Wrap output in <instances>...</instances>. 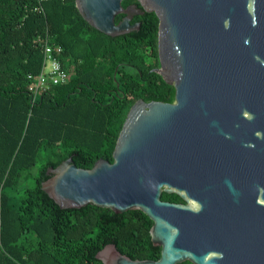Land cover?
<instances>
[{
    "label": "water",
    "instance_id": "95a60500",
    "mask_svg": "<svg viewBox=\"0 0 264 264\" xmlns=\"http://www.w3.org/2000/svg\"><path fill=\"white\" fill-rule=\"evenodd\" d=\"M121 1L75 6L115 36L140 26L130 23L139 7ZM137 1L158 19L153 70L174 101L137 99L112 162L81 168L68 157L47 168L41 188L60 208L91 203L152 220L159 258L131 259L109 243L95 255L102 264H264V0Z\"/></svg>",
    "mask_w": 264,
    "mask_h": 264
},
{
    "label": "trees",
    "instance_id": "16d2710c",
    "mask_svg": "<svg viewBox=\"0 0 264 264\" xmlns=\"http://www.w3.org/2000/svg\"><path fill=\"white\" fill-rule=\"evenodd\" d=\"M146 14L138 30L111 36L85 21L75 0H0V264H102L95 255L109 243L131 259L159 258L144 212L60 208L41 188L47 168L68 157L81 168L112 162L137 99L174 101L173 85L153 70L158 20ZM40 33L62 47L70 77L32 101L27 74L41 68Z\"/></svg>",
    "mask_w": 264,
    "mask_h": 264
},
{
    "label": "built area",
    "instance_id": "2783aa9c",
    "mask_svg": "<svg viewBox=\"0 0 264 264\" xmlns=\"http://www.w3.org/2000/svg\"><path fill=\"white\" fill-rule=\"evenodd\" d=\"M34 9L39 10L38 7ZM49 36L48 33L35 36L41 43L43 58L39 72L27 74V90L32 101L51 87L67 83L70 77L61 61L62 47L51 42Z\"/></svg>",
    "mask_w": 264,
    "mask_h": 264
},
{
    "label": "flooded vegetation",
    "instance_id": "af4514ba",
    "mask_svg": "<svg viewBox=\"0 0 264 264\" xmlns=\"http://www.w3.org/2000/svg\"><path fill=\"white\" fill-rule=\"evenodd\" d=\"M123 1V0H122ZM122 1H121V5H122ZM128 5H137L138 7H139V11H142L141 13H133L132 15H131V18H130V23H134V22H139L140 23V18H143V17H145V16H147V14L146 13H149V12H147V11H144L142 8H140V5H139V3H138V1L137 0H129L128 2H126L125 4H124V6L123 7H127ZM154 13V12H153ZM118 16H119V19L117 20V21H119L125 14L124 13H119V14H117ZM116 15V16H117ZM156 16V15H155ZM158 20V19H157ZM116 21V20H115ZM140 27V26H139ZM133 31H135V30H133ZM129 32H131V31H129ZM126 33H128V32H126ZM122 34H124V33H122ZM156 45H157V38H156ZM157 63H158V66H159V59H158V53H157ZM156 68V67H155ZM170 202H172V201H170ZM176 203H183V200L182 201H178V202H176Z\"/></svg>",
    "mask_w": 264,
    "mask_h": 264
}]
</instances>
